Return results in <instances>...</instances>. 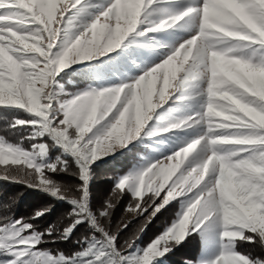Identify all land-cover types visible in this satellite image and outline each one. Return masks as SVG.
Masks as SVG:
<instances>
[{
  "label": "snow or ice",
  "instance_id": "1",
  "mask_svg": "<svg viewBox=\"0 0 264 264\" xmlns=\"http://www.w3.org/2000/svg\"><path fill=\"white\" fill-rule=\"evenodd\" d=\"M169 2L0 0V107L15 106L37 118L14 120L11 128L32 129L16 143L0 135V179L47 191L73 205L62 231L56 224L40 231L31 222L50 208L28 218L0 216V264H123L127 250L174 200L180 203L175 218L131 264H153L188 236L203 239L217 228L220 253L212 261L184 264H264L236 245L244 241L264 249V54L257 55L264 52V0H199L179 12L160 6ZM189 16L195 18L196 33L162 62L119 86L73 93L61 89L66 98L53 104L57 93L52 85L62 70L113 53L130 36L176 28ZM213 34L227 40L230 50L203 47L202 41ZM253 47L252 55L243 54ZM201 83L206 87L196 96L206 97V110L145 134L201 125L206 131L172 154L114 178L112 196L98 215L92 212L91 163L135 141L177 92L184 94L178 100L195 98L189 90ZM45 134L53 146L76 157L82 183L74 192L49 175L68 171L67 162L60 157L42 162L49 149ZM125 193L132 197L127 212L148 215L122 249L118 233L128 224L112 232L101 218H110L113 198L118 201ZM84 222L94 231L77 241L79 251L68 255L40 247L67 239Z\"/></svg>",
  "mask_w": 264,
  "mask_h": 264
},
{
  "label": "rangeland",
  "instance_id": "2",
  "mask_svg": "<svg viewBox=\"0 0 264 264\" xmlns=\"http://www.w3.org/2000/svg\"><path fill=\"white\" fill-rule=\"evenodd\" d=\"M176 1L170 0L169 3ZM177 4L174 8H167L171 11L179 12L181 10L194 7L199 3V0H177ZM167 3V4H169ZM163 4V6L167 5ZM162 6V5H160ZM98 10V9H97ZM86 19H91L90 16L84 17ZM159 18V16L154 17ZM76 23V22H74ZM177 32L176 37H174L167 45H160V42L156 41V33H149L147 36H130L126 39L124 44H122L120 49L115 50L113 53L106 54L104 57H99L92 61H81L77 64L71 65L69 68L62 70L56 77L52 85V90L54 93H57V100L53 101V104L57 102L62 103L64 97L61 94V89L67 93H73L80 90H90L91 88H96L97 90L106 88V87H115L119 86L122 82H129L131 78L138 77L143 74V71L153 67L156 63L162 62L168 54H171L172 50L177 47L180 43L189 39L197 31L195 18L189 16L184 22L181 23L178 27L174 28ZM137 40H146L144 43L146 46L152 48V51L155 53V56L152 57L146 64L140 65L136 69H131L130 71L125 72L124 67L121 65L116 66L114 69H106L105 62L114 58L115 56L122 57L123 62L131 65L133 60L130 57L129 47L132 44H135ZM152 44L156 46L152 47ZM159 44V45H158ZM255 51V48L244 49L243 54L245 56H250ZM264 54L258 53L257 55ZM123 63V64H124ZM89 68V69H88ZM88 69V70H87ZM87 70V71H85ZM98 72L106 73L109 77L104 81L97 82L89 81L91 75L98 76ZM102 78V77H100ZM206 85L203 83L200 84L199 88H191L189 94L195 98L178 100V97L184 95L181 92H177L167 103L162 107L158 108L153 115V119L149 121V124L145 127L141 135L135 140L130 142L126 147L121 148L119 151L114 152L111 155L102 156L98 158L95 162L90 165V180H99L103 178V190L109 191L107 194L112 192L113 185L115 183L116 177H122L129 171L139 170L142 167H146L149 164L155 162L156 160L162 159L165 156L172 154L174 151L185 146L187 143L191 142L194 138H197L203 132L206 131V125H201L199 127L193 128H184V129H173L168 133H162L156 136H147V133L150 130L160 129L166 127L171 122H176L179 119L192 116L195 113L206 110V97L203 95L196 96V93L201 89L205 88ZM6 110H18L20 113L25 112L30 116L26 121H32L37 119L34 114H29L25 109H20L15 106H6L0 107ZM162 117L163 119H159ZM18 119V118H17ZM22 120V119H20ZM22 137H26L32 131L31 128L25 126L22 128ZM43 142L49 145L47 155L43 158V163H53L56 161L57 157H60L62 161L67 162L68 171L55 172V178L62 179L68 185L75 187L78 182L79 167L76 164V157L71 154L70 151H66L62 146L55 145V141L51 138L49 134H45L43 137ZM25 147L30 148V145L25 142ZM50 154V156L48 155ZM117 154H120L119 156ZM118 156V157H117ZM117 157V158H116ZM114 158V159H113ZM102 162V163H101ZM99 163L98 165H95ZM14 171V170H13ZM50 176L53 174H49ZM78 176V177H77ZM94 184V182H93ZM98 188L102 187V184L99 183L96 185ZM89 187V186H88ZM31 189H33L31 187ZM38 190V189H37ZM41 191V190H38ZM75 191V190H74ZM129 199L132 200L130 194L127 193ZM147 199V196H145ZM40 200V199H38ZM126 207L122 209V214L119 217V222L116 224L115 232L117 231L118 226L123 228L125 223L128 224L126 229L118 233V238L126 236L133 232V227L141 225L148 213H145L144 216L139 218L133 213L127 212ZM43 208H49L43 206ZM180 208V203L178 200L171 201L170 204L161 210L147 225L146 232L141 236L140 242L137 241V244L134 248L127 254L128 260L124 261L123 264H131V261L142 254V252L147 248V246L164 230L166 225H169L171 221L175 218L176 212ZM73 208L68 207L67 205H58L53 211L52 222H56L58 217L64 216L70 212ZM48 212V211H47ZM170 213V215H169ZM51 215V214H50ZM49 214H44L41 216L39 224H42L44 220L48 218ZM63 218V217H62ZM133 220H138L132 223ZM70 222L69 219H63V225L59 228L60 231L63 230V227L67 226ZM138 226V227H139ZM84 223H81L77 226V229L65 240H56L55 243H48L41 248H47L52 246L58 248L60 251H65L66 254L70 252L71 248H78L82 245L77 243L78 240H82L84 237L88 236V230ZM117 238V239H118ZM192 238H196L199 246V251L195 261H212L220 253V241H221V230L219 228L210 232L207 237L203 238L199 234H193L188 236L183 243L178 247L174 248V251L167 253L164 257L155 259L153 264H178V260L181 259L185 254V248L187 243L189 244ZM75 243L74 246H72ZM249 248V252L252 253L253 258L256 256L264 259V249H262L259 244H245ZM56 249L53 250L55 252ZM76 252V251H75ZM73 253V252H72ZM186 260V259H185ZM184 259L181 260L184 264Z\"/></svg>",
  "mask_w": 264,
  "mask_h": 264
},
{
  "label": "trees",
  "instance_id": "3",
  "mask_svg": "<svg viewBox=\"0 0 264 264\" xmlns=\"http://www.w3.org/2000/svg\"><path fill=\"white\" fill-rule=\"evenodd\" d=\"M177 4H179V1L176 0L165 6L162 5L161 7L174 8ZM154 35H155L156 41L160 42L159 44L164 46V45H167V43L170 42V40L176 37L177 32L173 28L166 32H158ZM144 43H146V40H137L135 44H132L129 47L130 57L133 60V64L129 65L126 62L124 63L123 60H121L122 57L119 58L120 56H115L114 58L110 59L108 62L106 61L104 63L106 69H110V68L114 69L116 66L122 64V67H124V71L127 72V71H130L131 69L138 68L140 65L146 64L149 60L152 59V57L155 56V53L152 51V48H150L149 46H146ZM153 46H156V44H152V47ZM97 74L98 76L95 75V77L94 75H91V78L89 79V81H93L94 79V81L96 80L97 82H99V81H104L108 79L109 77L106 73H103V72H98ZM17 118L22 119V120H27V118H30V116L26 114L25 112L20 113L18 110L12 111L9 109L5 111L3 108H0V135L4 136L7 140H9L12 143H16L18 140L21 139L23 135L22 134L23 127H17V128L10 127V125ZM48 155L50 156V154ZM117 155L119 156L120 154H117ZM98 164L99 163L95 165H98ZM50 174H53L51 175V177L55 181L68 185L66 182H64V180L62 179L58 180L57 178H55L54 175H57L55 174V172L50 173ZM77 180L78 182L76 183V185L82 183L80 178H77ZM99 183L102 184L101 188H98L96 186ZM88 186H89L88 190L90 193L89 200H88V207L91 209L92 212H96L98 215V211L104 207L105 202L112 196V192L110 194H107L109 191L103 190V178L99 179L98 181L96 179L95 180L89 179ZM37 189L38 188L31 189V187H28L23 183H17V182H12L10 180L0 179V216L11 215L13 216L14 219H19L20 217L28 218L32 216L36 210L42 209L43 206H47L50 208V210L46 212V214H49L48 218L44 220L42 224L38 223L40 222L41 217L31 222L36 224L38 230L40 231H43L48 226L53 225V224H56L58 229L61 228L62 227L61 225H63V219H69V218L67 214H64V216L62 215L63 218L58 217V220L56 222H52L53 211L58 205H67L68 207H71V208H73V205L64 199L54 198L47 191H44L41 189H38V190H41V191H38ZM107 189H112V188L108 187ZM74 190H75V187L73 186V192ZM131 201L132 200L129 199V196L127 195V193L122 195L118 201H116L115 198H113V202L115 206L111 210L110 218L109 219L101 218V222L105 225L106 228H108L112 232H115L116 224L119 222V217L122 214V209L125 208L126 207L125 205L126 204L128 205ZM5 205H11V207L6 209L4 207ZM137 217L139 218L140 216H137ZM135 221H138V220H133L132 223ZM84 225L87 227L86 229L88 230L87 237L91 236L94 230L89 227L87 222H84ZM138 226L139 225L133 227V232H131L130 234L118 238L117 246L120 245L121 248L123 249L124 242L133 237V235L136 233V231L139 228ZM146 229L147 228H145L144 231L139 235V238L135 241L133 246L127 250V254L134 248V246L137 244V241L140 242L141 236L145 234L144 232H146ZM95 235L99 237L100 234L95 233ZM75 243L76 242H74L72 246H74ZM196 243H198L196 238H192L189 244L187 243V247L185 248V254L181 259L178 260V264H182L181 260L183 259L195 261L198 255V251H199V246ZM47 244H42V245L45 246ZM245 244L246 242L244 241H237L236 242L237 249L241 252L250 253L248 251L249 248H247ZM81 247L79 246L78 248L72 247L70 252L67 254L71 255L72 252L79 251ZM47 248L52 249V250L54 249L59 250L58 248H54L52 246H48ZM63 252L66 253L65 251Z\"/></svg>",
  "mask_w": 264,
  "mask_h": 264
},
{
  "label": "clouds",
  "instance_id": "4",
  "mask_svg": "<svg viewBox=\"0 0 264 264\" xmlns=\"http://www.w3.org/2000/svg\"><path fill=\"white\" fill-rule=\"evenodd\" d=\"M202 45L205 48L222 47L226 51L230 50L228 41L222 36L214 34L209 35L204 41H202Z\"/></svg>",
  "mask_w": 264,
  "mask_h": 264
}]
</instances>
